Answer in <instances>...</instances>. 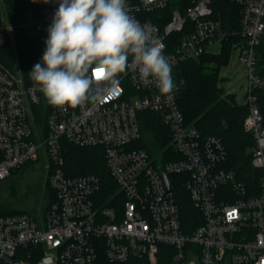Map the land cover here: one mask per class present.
Returning a JSON list of instances; mask_svg holds the SVG:
<instances>
[{"label": "built area", "instance_id": "2783aa9c", "mask_svg": "<svg viewBox=\"0 0 264 264\" xmlns=\"http://www.w3.org/2000/svg\"><path fill=\"white\" fill-rule=\"evenodd\" d=\"M215 0H126L128 14L147 26L164 45L175 70L183 62L220 55L227 44L249 68L246 133L253 137L251 164L257 182L249 186L228 165L221 138L204 136L188 123L179 106V89L161 94L155 81L145 84L131 65L119 74L115 97L98 87L101 99L75 109L50 105L38 86H24L0 64V182L14 170L45 161L56 201L45 214L0 216V264H112L134 259L155 262L161 246L172 249L173 264H264V0H228L240 6L231 28L214 8ZM37 24L42 41L59 0L41 1ZM177 3L161 27L151 14ZM0 26V49L13 37ZM174 34L180 40L170 42ZM175 80V77H174ZM176 82V81H175ZM47 112L46 134L36 110ZM153 113L167 128L169 142L155 151L142 133L140 113ZM145 137L146 148L130 147ZM152 139V140H151ZM63 141L100 148L118 190L111 207L98 205L103 190L93 174L69 176ZM152 142V143H151ZM183 185L201 219L188 231L176 201Z\"/></svg>", "mask_w": 264, "mask_h": 264}, {"label": "trees", "instance_id": "16d2710c", "mask_svg": "<svg viewBox=\"0 0 264 264\" xmlns=\"http://www.w3.org/2000/svg\"><path fill=\"white\" fill-rule=\"evenodd\" d=\"M42 0H3L7 19L13 26L15 43L20 64L26 83L34 84L29 72L36 63L42 62L46 47L37 24L43 19L45 5ZM177 3L171 4L166 10L151 14L152 19L163 27L170 19V12ZM214 8L231 28L238 27L240 6L228 0H215ZM2 8L0 6V26L2 25ZM182 34H174L170 42L180 40ZM9 48L0 49V54L10 55ZM264 62V44L260 50ZM232 52L231 44H227L220 55H205L198 60L181 63L175 70V81L179 86V106L188 123L193 124L204 136H216L222 139L228 151V165L235 169L239 179L253 186L257 182V172L251 164V155L247 153L253 147V137L246 133L244 121L248 114V107L242 108L232 103L218 87L219 67L228 62ZM2 61V57L0 58ZM4 65L9 64L3 63ZM185 83L180 85V81ZM142 132L145 137L155 138L160 147L169 142L168 130L161 123L159 117L153 113H140ZM47 112L43 107L36 110V124L46 134ZM141 146L146 148V143ZM63 156L65 170L69 176L93 174L98 176L103 185L98 205L106 207L114 205L112 198L117 194L118 187L107 171L105 156L100 148H79L63 141ZM53 191V190H52ZM52 203L56 201L53 191ZM176 201L180 207L182 220L188 231H192L202 222L198 211L194 208L190 196L183 185L176 191ZM20 213L16 211L0 212V216ZM98 264L109 263L104 255L100 254ZM125 264H173L172 249L161 246L155 262L149 259H134Z\"/></svg>", "mask_w": 264, "mask_h": 264}, {"label": "clouds", "instance_id": "9594fccd", "mask_svg": "<svg viewBox=\"0 0 264 264\" xmlns=\"http://www.w3.org/2000/svg\"><path fill=\"white\" fill-rule=\"evenodd\" d=\"M45 44L44 66L36 63L28 75L50 105L98 101L102 84L115 97L130 57L143 83L155 81L161 94L178 90L165 45L128 14L126 0H59Z\"/></svg>", "mask_w": 264, "mask_h": 264}, {"label": "rangeland", "instance_id": "374dc122", "mask_svg": "<svg viewBox=\"0 0 264 264\" xmlns=\"http://www.w3.org/2000/svg\"><path fill=\"white\" fill-rule=\"evenodd\" d=\"M0 6L3 10L2 24H11L7 19L3 0H0ZM6 48L11 50V54L8 56L0 54V58L2 57L0 64L18 80L22 81L24 86H28L21 71L20 64H18L15 34H13ZM238 56V50H233L230 53L228 62L219 67L218 87L232 103L238 107L246 108L248 104L249 68L239 61ZM262 60L263 56L261 57ZM3 63L9 64L10 67H7L8 65L6 66ZM262 63L264 62L262 61ZM144 142L145 137L142 141L132 145L130 148L138 149L142 147L141 144L143 145ZM154 143H156V140ZM152 145L153 147L156 146V148L154 147L155 151L162 149L158 144ZM247 153L250 154L251 149ZM53 196L52 187L49 183V173L45 168V161L38 160L37 162H32L20 169L14 170L7 179L0 182V212L2 210L8 212H23L37 218L45 214L52 203Z\"/></svg>", "mask_w": 264, "mask_h": 264}, {"label": "water", "instance_id": "95a60500", "mask_svg": "<svg viewBox=\"0 0 264 264\" xmlns=\"http://www.w3.org/2000/svg\"><path fill=\"white\" fill-rule=\"evenodd\" d=\"M41 65H42V67L44 66V65H43V62H41Z\"/></svg>", "mask_w": 264, "mask_h": 264}]
</instances>
